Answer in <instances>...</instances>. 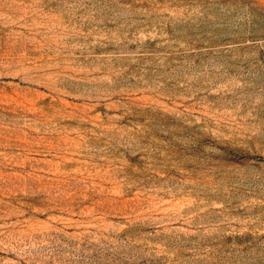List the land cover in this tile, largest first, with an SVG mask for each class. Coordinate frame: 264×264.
Returning <instances> with one entry per match:
<instances>
[{
  "label": "rangeland",
  "instance_id": "obj_1",
  "mask_svg": "<svg viewBox=\"0 0 264 264\" xmlns=\"http://www.w3.org/2000/svg\"><path fill=\"white\" fill-rule=\"evenodd\" d=\"M0 264H264V0H0Z\"/></svg>",
  "mask_w": 264,
  "mask_h": 264
}]
</instances>
